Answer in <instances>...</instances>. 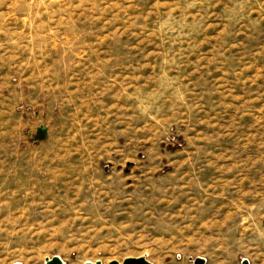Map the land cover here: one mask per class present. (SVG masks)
<instances>
[{"label": "rangeland", "instance_id": "374dc122", "mask_svg": "<svg viewBox=\"0 0 264 264\" xmlns=\"http://www.w3.org/2000/svg\"><path fill=\"white\" fill-rule=\"evenodd\" d=\"M54 255L264 264V0H0V264Z\"/></svg>", "mask_w": 264, "mask_h": 264}, {"label": "bare ground", "instance_id": "6f19581e", "mask_svg": "<svg viewBox=\"0 0 264 264\" xmlns=\"http://www.w3.org/2000/svg\"><path fill=\"white\" fill-rule=\"evenodd\" d=\"M10 1V0H8ZM52 178L56 179L57 175L52 174ZM209 187L199 190L194 193L196 199L202 200L201 208L197 211L201 218L207 219L213 217V215H218L222 218L223 222L220 221L213 222L212 225H216L217 228L221 227L223 223H227L230 219L234 217V211L239 212L242 209H246L249 214L251 213V203H248V198L251 197V190L244 191L241 190L236 192H229V185L225 183L221 188H212L211 191H208ZM48 196H52L51 192H47ZM240 197V198H239ZM203 198V199H202ZM242 198V199H241ZM247 201V202H246ZM9 210L12 209L11 205H7ZM235 210L232 211L231 209ZM26 212L30 208L24 209ZM221 229V228H219Z\"/></svg>", "mask_w": 264, "mask_h": 264}, {"label": "water", "instance_id": "95a60500", "mask_svg": "<svg viewBox=\"0 0 264 264\" xmlns=\"http://www.w3.org/2000/svg\"><path fill=\"white\" fill-rule=\"evenodd\" d=\"M40 137H43L45 135V131L40 129ZM195 264H204L205 259L202 257H197L195 259ZM45 264H64L61 257L58 255H54L52 257H46L45 258ZM84 264H103L100 260L96 261H86ZM108 264H152L145 255L139 256V257H127L123 261L119 262L117 260H112ZM243 264H248V261L246 259L243 260Z\"/></svg>", "mask_w": 264, "mask_h": 264}]
</instances>
